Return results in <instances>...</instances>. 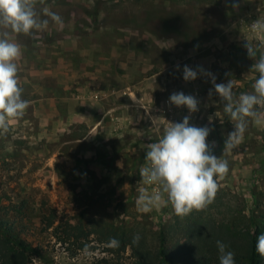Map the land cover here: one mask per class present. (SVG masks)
Instances as JSON below:
<instances>
[{"label":"rangeland","instance_id":"1","mask_svg":"<svg viewBox=\"0 0 264 264\" xmlns=\"http://www.w3.org/2000/svg\"><path fill=\"white\" fill-rule=\"evenodd\" d=\"M43 7L59 14L63 26L50 21L34 36L10 34L22 47L18 76L29 107L0 133V205L13 210L27 201L26 237L45 257L37 264H96L106 255L96 242L87 243L85 255V248L41 232L43 200L58 220L75 224L83 216L84 223L123 221L128 229L164 227L172 240L187 218L230 223L239 209L248 213L251 193H264V126L250 121L243 142L223 154L235 122L211 78L185 81L183 67L203 68L216 83L232 80L237 97L252 93L258 73L245 45L252 44L257 58L264 52V34L251 29L264 21V0H45L37 10ZM174 92L193 95L199 110L170 104ZM185 116L190 125L212 129L207 140L229 172L204 210L183 219L170 204L142 213L140 190L157 187L141 182L146 146L161 138L168 122ZM78 135L84 137L71 140Z\"/></svg>","mask_w":264,"mask_h":264},{"label":"clouds","instance_id":"2","mask_svg":"<svg viewBox=\"0 0 264 264\" xmlns=\"http://www.w3.org/2000/svg\"><path fill=\"white\" fill-rule=\"evenodd\" d=\"M44 4L45 0H0V133L3 134L23 118L29 107V101L22 98L23 88L18 76L22 47L10 38V34L34 36L36 32L46 29L50 21L63 26L62 17L48 7L37 10V5ZM251 29L264 34V21L253 22ZM245 47L248 57L255 60L251 71L258 73L252 93H241L237 97L232 80L216 83L215 76L203 68L194 70L187 65L183 67L185 81L195 80L200 74L211 78L214 91L224 104V113L235 122L234 131L225 140L223 154L231 152L243 142L250 121L264 126V52L257 58V51L250 42L247 41ZM169 103L177 107L186 106L189 113L199 110V101L183 92L172 93ZM189 120L190 116H185L182 122H168L161 138L146 146L145 160L148 163L140 168L141 182L157 187L152 192L140 190L136 201L138 211L149 213L154 208L170 204L175 215L183 219L213 203L219 190L218 181L228 174L229 163L213 154L215 142L210 144L207 140L212 129L190 125ZM139 240L137 234L132 243L138 244ZM119 244L115 237L108 241L111 248H118ZM255 247L264 259V233L256 238ZM216 248L219 264H236L235 253L229 250L228 244L217 240ZM84 254L90 255L87 248Z\"/></svg>","mask_w":264,"mask_h":264},{"label":"trees","instance_id":"3","mask_svg":"<svg viewBox=\"0 0 264 264\" xmlns=\"http://www.w3.org/2000/svg\"><path fill=\"white\" fill-rule=\"evenodd\" d=\"M82 137L84 135L74 136L71 140ZM72 196L75 197L74 193ZM251 197L253 202L248 213L239 209L237 217L230 223L187 218L181 236L175 240L168 236L164 227L156 231L128 229L123 221L119 225L113 220L100 219L84 223L83 216L75 224L58 220L56 209L46 200L41 202L37 217L40 231L49 233L57 243L76 245V249H83L90 242L103 246L106 255L96 264H219L217 240L229 245V250L235 253L236 264H264L255 247L256 238L264 233V193L254 191ZM8 208L0 205V264H37L45 257L43 249L26 237L30 230L26 218L27 201L20 200L13 210ZM137 234L140 240L133 244V237ZM112 237L119 240L118 248L108 247ZM128 249L130 254L125 256ZM128 259L130 263H126Z\"/></svg>","mask_w":264,"mask_h":264}]
</instances>
